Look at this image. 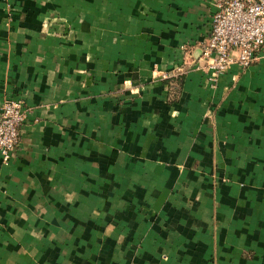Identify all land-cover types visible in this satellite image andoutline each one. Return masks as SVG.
Segmentation results:
<instances>
[{
	"label": "crops",
	"instance_id": "1",
	"mask_svg": "<svg viewBox=\"0 0 264 264\" xmlns=\"http://www.w3.org/2000/svg\"><path fill=\"white\" fill-rule=\"evenodd\" d=\"M216 1L0 0V264H264V59L199 67Z\"/></svg>",
	"mask_w": 264,
	"mask_h": 264
},
{
	"label": "built area",
	"instance_id": "2",
	"mask_svg": "<svg viewBox=\"0 0 264 264\" xmlns=\"http://www.w3.org/2000/svg\"><path fill=\"white\" fill-rule=\"evenodd\" d=\"M199 66L211 79L236 64L247 68L264 59V0H217L210 32L200 45ZM161 77L167 76L162 74ZM26 107L20 100L0 104V159L6 163L18 146Z\"/></svg>",
	"mask_w": 264,
	"mask_h": 264
},
{
	"label": "rangeland",
	"instance_id": "3",
	"mask_svg": "<svg viewBox=\"0 0 264 264\" xmlns=\"http://www.w3.org/2000/svg\"><path fill=\"white\" fill-rule=\"evenodd\" d=\"M9 100H20V101H22L23 102V104H24V101L22 100V99H9ZM4 101V100H3ZM2 101V102H3ZM24 106H25V104H24ZM26 107V106H25ZM14 154V153H13ZM12 154V155H13ZM12 157V156H11ZM11 157L9 158V160L11 159ZM9 160L6 162V163H3L2 161H1V163H3V164H7L8 162H9Z\"/></svg>",
	"mask_w": 264,
	"mask_h": 264
}]
</instances>
